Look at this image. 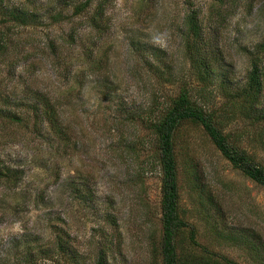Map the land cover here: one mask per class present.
I'll list each match as a JSON object with an SVG mask.
<instances>
[{"label": "rangeland", "instance_id": "obj_1", "mask_svg": "<svg viewBox=\"0 0 264 264\" xmlns=\"http://www.w3.org/2000/svg\"><path fill=\"white\" fill-rule=\"evenodd\" d=\"M102 2L0 0V168L20 175L16 184L0 177V264H96L102 253L107 264H163L151 122L185 83L229 141L264 165V89L258 114L230 97L264 46V0H108L94 25ZM193 10L203 28L193 59L204 57L210 73L185 51ZM176 137L180 213L197 241L236 264H264V187L202 126L184 123ZM179 251L203 253L186 228Z\"/></svg>", "mask_w": 264, "mask_h": 264}, {"label": "trees", "instance_id": "obj_2", "mask_svg": "<svg viewBox=\"0 0 264 264\" xmlns=\"http://www.w3.org/2000/svg\"><path fill=\"white\" fill-rule=\"evenodd\" d=\"M106 1L108 0H103L101 3L102 7H100L91 18L92 24L95 25L97 19L99 20L102 16V11L104 10L103 7ZM87 6V1L83 4L76 5L74 13H81ZM10 14L12 18H15L16 20L25 21L28 18L27 14L15 10L10 11ZM185 24L187 31L185 37V51L191 59V64L194 70L203 67L206 72L210 73L209 71L213 69L212 65H209L204 57H202L200 61L193 59L194 56L203 51V47L199 43V40L202 39L203 35L202 20L199 17V13L195 10L187 13ZM259 48L260 49L254 51V54L252 53V67L245 85L238 91L230 93L231 98L241 97V99L245 100L242 103V107L247 106V103L249 102L251 110H256L257 108V114L261 111L257 105L261 101L264 89L263 68H261L263 61L261 49L264 48V46L260 45ZM207 76L202 75L201 77L206 78ZM222 85H226L225 81L221 82V86ZM190 91V85L187 83L183 84L178 95L172 99V103L167 108L165 114L151 122L153 130L157 135L158 161L162 171V261L163 264H236L231 258H228L227 255L220 254L206 246V244L202 245V243H199L197 241V230L195 226L188 223L181 216L180 184L178 160L176 156L177 131L184 125V123L202 126L214 145L231 162L233 167L239 169L245 176L263 187L264 165L256 162L246 150L231 143L228 139V135L224 134L218 127L217 123H215V111L208 109L205 104L206 101H203L201 104L199 103V100H194ZM248 110L249 106H247V110L243 112H248ZM46 116L50 118L48 113ZM259 117L264 118V113H260ZM15 171L17 170L10 168L5 169V167L0 168V177L7 176L8 181H12L13 184H16L20 175L16 176ZM184 228L188 229V241L194 246L199 247L203 252L197 258L190 253L183 255L179 251V237ZM245 240L251 242L255 246V262H262L263 260L260 259L262 258V250L258 247L259 244H257V241L254 239L255 241L253 243L249 239L245 238ZM60 247H63V245H60ZM96 264H107L106 257L103 253L99 256Z\"/></svg>", "mask_w": 264, "mask_h": 264}]
</instances>
